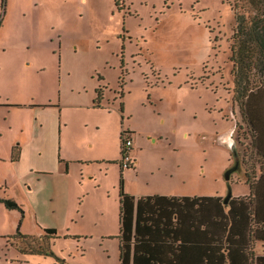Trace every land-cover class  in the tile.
<instances>
[{"label": "rangeland", "instance_id": "1", "mask_svg": "<svg viewBox=\"0 0 264 264\" xmlns=\"http://www.w3.org/2000/svg\"><path fill=\"white\" fill-rule=\"evenodd\" d=\"M234 1L0 0V197L23 209L0 201V264H119L121 175L136 196L246 189Z\"/></svg>", "mask_w": 264, "mask_h": 264}, {"label": "trees", "instance_id": "2", "mask_svg": "<svg viewBox=\"0 0 264 264\" xmlns=\"http://www.w3.org/2000/svg\"><path fill=\"white\" fill-rule=\"evenodd\" d=\"M233 7L229 59L250 140L248 160L253 163L245 170L250 194L230 196L226 203L222 196H136L125 189L121 175L119 264H264V253L255 250L257 241H264V0H235ZM101 98L99 89L96 104ZM241 127L237 121V131ZM123 137L121 132V146ZM19 156L15 145L12 158ZM0 201L23 213L14 199ZM45 231L48 237L57 235L55 228ZM16 234L26 236L20 229Z\"/></svg>", "mask_w": 264, "mask_h": 264}, {"label": "crops", "instance_id": "3", "mask_svg": "<svg viewBox=\"0 0 264 264\" xmlns=\"http://www.w3.org/2000/svg\"><path fill=\"white\" fill-rule=\"evenodd\" d=\"M64 127V126H63ZM67 128L66 129H63L62 130V136H61V139H60V141H59V146H60V150H61V152L63 151V149H64V145L66 146V143L64 142V140H63V135H64V133L66 132V130L67 129H69V126H66ZM131 138H132V136H131ZM119 141H120V148H121V135H120V138H119ZM132 141H134L133 139H132ZM133 143V142H132ZM19 150H20V153H21V147L19 148ZM60 155H63V152H62V154L60 153ZM20 158V157H19ZM134 158V157H133ZM67 159H69L67 156L65 157V160H67ZM69 161V160H68ZM60 162V161H59ZM135 162V161H134ZM62 164V163H61ZM64 164V163H63ZM136 164H137V160H136ZM134 166H135V163H134ZM64 167H63V165H57L56 166V168H54V169H51L52 171H54L55 173V175L58 177V179L60 178L61 179V177L63 176V177H66V175L64 174ZM243 175H244V177H242V178H239L240 180H238V181H241L242 183H244L245 185H246V189L244 190V191H242L240 194H233V190H231V197H240V196H247V195H249L250 194V186L247 184V182H246V176H245V171H244V173H243ZM233 180V179H232ZM232 180L230 179L229 181H230V185L232 186ZM237 181V180H236ZM135 195V194H134ZM144 195H154V194H144ZM159 195H167V194H159ZM183 195H186V194H182V195H176V196H183ZM141 196V195H140ZM187 196H191V195H187ZM206 196H222L223 198H226V197H224L223 195H219V194H216V195H206ZM264 245V244H263ZM256 247H257V244L255 245V250H256ZM257 251V250H256Z\"/></svg>", "mask_w": 264, "mask_h": 264}, {"label": "built area", "instance_id": "4", "mask_svg": "<svg viewBox=\"0 0 264 264\" xmlns=\"http://www.w3.org/2000/svg\"><path fill=\"white\" fill-rule=\"evenodd\" d=\"M123 138L124 139L122 143V149H123L122 162H123V166L127 167L133 162V159L131 157V149H132L133 141L129 132L128 133L124 132ZM262 252L264 253V247Z\"/></svg>", "mask_w": 264, "mask_h": 264}, {"label": "water", "instance_id": "5", "mask_svg": "<svg viewBox=\"0 0 264 264\" xmlns=\"http://www.w3.org/2000/svg\"><path fill=\"white\" fill-rule=\"evenodd\" d=\"M234 170V168H231L227 171V175L226 177L228 178V180L230 179V173ZM231 196V191L229 192V195L224 199V202L226 203L228 201V199L230 198Z\"/></svg>", "mask_w": 264, "mask_h": 264}]
</instances>
